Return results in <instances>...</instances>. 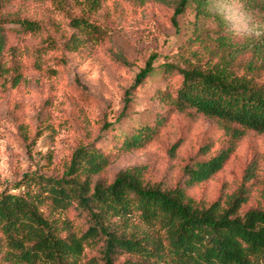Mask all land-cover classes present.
<instances>
[{
    "label": "trees",
    "instance_id": "16d2710c",
    "mask_svg": "<svg viewBox=\"0 0 264 264\" xmlns=\"http://www.w3.org/2000/svg\"><path fill=\"white\" fill-rule=\"evenodd\" d=\"M9 0H0V84L16 89L25 80L20 53L7 47L5 27L20 35L40 36L41 22L5 13ZM51 2L65 12L73 32L63 49L76 53L92 44H102L107 31L93 21L102 0H39ZM219 0H180L172 17L194 12L190 36L181 45L178 63L154 67L150 57L126 94L149 78L176 75L179 84L156 92L162 107L187 117L217 123L229 138L214 151L209 141L198 150L200 160L183 168L184 180L174 186L149 177L148 168L120 171L111 182L100 178L111 160L92 141L80 144L70 155L61 177L24 175L11 191L0 192V264H264V208L246 209L251 191L244 186L213 202L191 196L190 191L214 180L237 153L248 133L264 135V55L259 46L235 41L223 18L212 13ZM250 9L264 12V0H239ZM212 20L217 30L202 27ZM58 50L48 35L34 51V68L43 70L42 59ZM254 51L244 67L240 57ZM102 122L101 133L110 135L119 153H134L154 143L167 126L157 116L152 124L120 125ZM102 135L96 138L98 141ZM256 165L246 172L250 181ZM84 219L77 228L71 212ZM95 256L84 262L87 252ZM134 259V260H133Z\"/></svg>",
    "mask_w": 264,
    "mask_h": 264
},
{
    "label": "rangeland",
    "instance_id": "374dc122",
    "mask_svg": "<svg viewBox=\"0 0 264 264\" xmlns=\"http://www.w3.org/2000/svg\"><path fill=\"white\" fill-rule=\"evenodd\" d=\"M179 1L102 0L93 21L107 31L106 40L76 53L63 49V42L73 32L65 12L48 1L6 2V14L41 22L45 30L40 36H31L5 27L7 47L20 53L25 80L16 89L0 84V192L11 191L24 175L61 177L71 153L92 141L111 160L102 181L111 182L124 169L146 166L149 177L169 187L184 180L185 165L200 160L201 146L212 141L217 151L227 145L229 138L214 121H191L159 105L156 92L178 85L176 75L164 78L157 74L146 80L129 93L130 102L124 110L126 94L150 57L156 56L154 67L159 72L165 64L178 63L179 47L190 36L194 23V12L187 10L177 18L176 30L172 17ZM210 11L223 18L235 41L259 46L264 55L263 11L250 9L239 0H219ZM201 25L217 30L212 20ZM48 35L55 39L58 50L43 57V70L38 71L33 53ZM252 59L254 51L249 50L240 57L242 66ZM120 116V125L127 129L152 124L157 116L166 117L168 123L146 149L119 153L111 136L100 129L102 122L115 123ZM252 164L257 176L250 181L246 172ZM241 186L251 191L246 209L264 208V135L248 133L226 169L190 194L213 202ZM69 218L77 228H84L85 221L77 213L72 211ZM95 255L88 251L84 262ZM129 259L121 257L117 263Z\"/></svg>",
    "mask_w": 264,
    "mask_h": 264
}]
</instances>
